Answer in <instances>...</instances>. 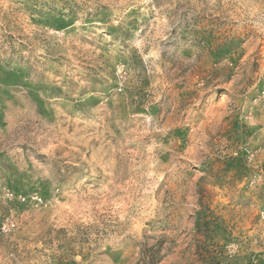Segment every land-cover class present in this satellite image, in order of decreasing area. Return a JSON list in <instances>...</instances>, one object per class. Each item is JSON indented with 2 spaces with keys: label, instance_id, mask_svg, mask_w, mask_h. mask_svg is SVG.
<instances>
[{
  "label": "rangeland",
  "instance_id": "374dc122",
  "mask_svg": "<svg viewBox=\"0 0 264 264\" xmlns=\"http://www.w3.org/2000/svg\"><path fill=\"white\" fill-rule=\"evenodd\" d=\"M0 264H264V0H0Z\"/></svg>",
  "mask_w": 264,
  "mask_h": 264
}]
</instances>
